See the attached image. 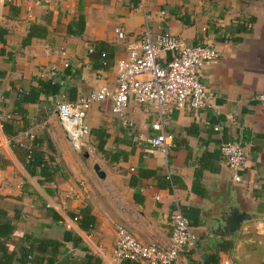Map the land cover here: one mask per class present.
<instances>
[{"label":"crops","instance_id":"1","mask_svg":"<svg viewBox=\"0 0 264 264\" xmlns=\"http://www.w3.org/2000/svg\"><path fill=\"white\" fill-rule=\"evenodd\" d=\"M146 30L217 51L199 69L211 93L208 106L167 111L163 126L172 139L163 152L137 141L138 134L160 133L151 126L158 118L153 103L131 99L122 117L109 99L97 101L87 112L84 145L75 149L56 105L113 89L116 62ZM161 57L164 63L170 54ZM39 79L56 82L58 91L22 101ZM261 93L264 0H0V208L16 216L10 247L26 233L62 241L71 231L80 242H66L54 264H142L111 261L116 229L167 243L177 202L197 239L196 249L183 248L179 264H219L222 256L232 264H264V105L255 99ZM26 129L35 135L42 170L40 163L28 168L18 144ZM226 141L244 149L241 181L222 156ZM84 208L93 217L86 228L74 220Z\"/></svg>","mask_w":264,"mask_h":264},{"label":"built area","instance_id":"2","mask_svg":"<svg viewBox=\"0 0 264 264\" xmlns=\"http://www.w3.org/2000/svg\"><path fill=\"white\" fill-rule=\"evenodd\" d=\"M115 32L118 38H124L120 28H116ZM126 48L127 56L116 62V84L113 89L100 88L81 95L74 101H61L56 105L63 130L70 144L77 150L84 145L83 138L89 133L85 119L94 102L109 99L112 112L122 117L131 99L142 106L153 103L158 118L151 126L160 133L156 136L138 134L137 141L163 152H166L172 139L163 126V118L167 111L170 108L197 111L209 104L211 93L200 81L199 69L217 59L218 53L213 47L202 43L187 44L169 32L153 37L146 30L141 40L128 43ZM163 53L170 54V59L164 63L161 62ZM50 72L55 73L54 69ZM255 99L264 105V93L257 94ZM122 123L124 126L132 127L126 119H123ZM34 140L32 130L26 129L21 132L18 144L25 151L26 163H29L33 156ZM221 153L234 180L241 181L239 172L245 163L242 145L238 141H226L221 146ZM169 222L172 231L167 243L142 242L124 227H118L111 261L179 264V254L183 248L188 246L196 249L197 239L192 232L189 219L183 214L177 202L170 211ZM219 264L232 263L229 257L222 256Z\"/></svg>","mask_w":264,"mask_h":264},{"label":"trees","instance_id":"3","mask_svg":"<svg viewBox=\"0 0 264 264\" xmlns=\"http://www.w3.org/2000/svg\"><path fill=\"white\" fill-rule=\"evenodd\" d=\"M35 35L33 26H30L28 36L32 37ZM37 86L21 93L22 101L33 102L38 99L40 93L57 92V84L50 80H38ZM3 131L6 135L10 136L11 131L5 123L2 124ZM97 133V131H95ZM99 136V132H98ZM99 144L98 148L101 150V144L103 139L101 136L98 137ZM34 153L27 164L28 168L35 166L40 163L41 155L36 152L37 143L34 140ZM41 164V170L44 168L43 163ZM82 217H74L80 220L82 227L86 228L92 224L93 217L89 215L88 209L82 210ZM56 220L59 219L56 215ZM16 216H10L5 210L0 208V264H54L57 260L60 248L64 246L66 242H72L73 245H77L80 242V237L74 235L71 231H65L63 240L57 241L49 238H36L31 234L26 233L22 235L18 241L19 247L11 248L9 241L15 230ZM128 261V260H126Z\"/></svg>","mask_w":264,"mask_h":264},{"label":"water","instance_id":"4","mask_svg":"<svg viewBox=\"0 0 264 264\" xmlns=\"http://www.w3.org/2000/svg\"><path fill=\"white\" fill-rule=\"evenodd\" d=\"M93 170L95 171V173H96V175L98 177H103L104 176L103 171L100 169V166L97 163L94 164ZM243 218H244V216L243 215H240V217L236 218L233 221V224H235L237 226L242 221ZM231 230H233V229H231Z\"/></svg>","mask_w":264,"mask_h":264}]
</instances>
